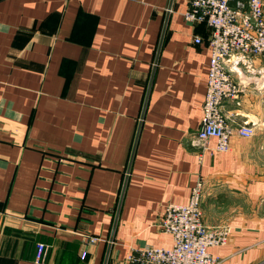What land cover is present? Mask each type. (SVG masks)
<instances>
[{
  "label": "crops",
  "instance_id": "0c3cea01",
  "mask_svg": "<svg viewBox=\"0 0 264 264\" xmlns=\"http://www.w3.org/2000/svg\"><path fill=\"white\" fill-rule=\"evenodd\" d=\"M187 2L0 0V264H36L38 243L43 264L170 248L166 206L200 179L204 224L231 228L209 253L264 264V62L225 104L254 135L202 154L210 31L184 20Z\"/></svg>",
  "mask_w": 264,
  "mask_h": 264
},
{
  "label": "built area",
  "instance_id": "2783aa9c",
  "mask_svg": "<svg viewBox=\"0 0 264 264\" xmlns=\"http://www.w3.org/2000/svg\"><path fill=\"white\" fill-rule=\"evenodd\" d=\"M183 17L189 24H205L210 29L207 42L211 57L203 118L192 143L201 148L202 154L227 152L235 134L242 138L254 135L256 123L238 120L242 115L227 111L225 104L232 101L235 106H241L239 98L246 86L243 73L256 72L255 58L264 62V0H188ZM195 42L199 44L202 39L197 37ZM261 74L264 75V70ZM210 139L216 140L214 148L208 145ZM203 194L204 182L200 179L192 188L188 204L166 206L159 228L171 235L170 248H132L124 264H220V259L212 256L209 249L226 245L231 228L204 224ZM97 241V237L88 239L91 244ZM46 253L47 246L38 243L35 263L43 264Z\"/></svg>",
  "mask_w": 264,
  "mask_h": 264
},
{
  "label": "water",
  "instance_id": "95a60500",
  "mask_svg": "<svg viewBox=\"0 0 264 264\" xmlns=\"http://www.w3.org/2000/svg\"><path fill=\"white\" fill-rule=\"evenodd\" d=\"M160 50V49H159ZM152 78H153V76H152ZM133 152H134V150H133ZM126 182H127V180L125 181V184H124V187L126 186ZM118 215H119V213H117V217H116V222H117V219H118ZM116 222H115V226H116ZM114 226V227H115ZM114 232V231H113ZM111 241H113V236H112V238H111ZM106 264V263H105Z\"/></svg>",
  "mask_w": 264,
  "mask_h": 264
},
{
  "label": "rangeland",
  "instance_id": "374dc122",
  "mask_svg": "<svg viewBox=\"0 0 264 264\" xmlns=\"http://www.w3.org/2000/svg\"><path fill=\"white\" fill-rule=\"evenodd\" d=\"M240 98H241V97H240ZM240 98H239V101H240V104L242 105V101H241V99H240ZM255 127H256V125H255ZM255 127H254V128H255Z\"/></svg>",
  "mask_w": 264,
  "mask_h": 264
},
{
  "label": "trees",
  "instance_id": "16d2710c",
  "mask_svg": "<svg viewBox=\"0 0 264 264\" xmlns=\"http://www.w3.org/2000/svg\"><path fill=\"white\" fill-rule=\"evenodd\" d=\"M202 25H205V24H202ZM206 26V25H205ZM209 29V28H208ZM209 31H210V29H209ZM209 36H210V33H209ZM209 36H208V38H209ZM208 38H207V40H208Z\"/></svg>",
  "mask_w": 264,
  "mask_h": 264
}]
</instances>
